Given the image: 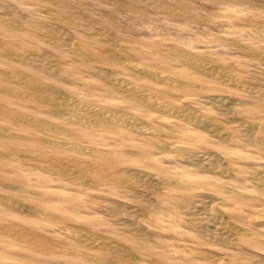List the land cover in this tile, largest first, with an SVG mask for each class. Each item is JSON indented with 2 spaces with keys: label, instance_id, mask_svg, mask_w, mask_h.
<instances>
[{
  "label": "rangeland",
  "instance_id": "obj_1",
  "mask_svg": "<svg viewBox=\"0 0 264 264\" xmlns=\"http://www.w3.org/2000/svg\"><path fill=\"white\" fill-rule=\"evenodd\" d=\"M250 1H0L16 19L0 23V264H264V0Z\"/></svg>",
  "mask_w": 264,
  "mask_h": 264
},
{
  "label": "bare ground",
  "instance_id": "obj_2",
  "mask_svg": "<svg viewBox=\"0 0 264 264\" xmlns=\"http://www.w3.org/2000/svg\"><path fill=\"white\" fill-rule=\"evenodd\" d=\"M1 2H2V0H0ZM103 1V0H102ZM141 1H143V0H141ZM236 1V0H235ZM238 1H240V0H238ZM248 1H250V0H248ZM117 2V1H116ZM246 2V1H245ZM251 2V1H250ZM4 3V2H3ZM249 3V2H248ZM247 3V4H248ZM159 4V3H158ZM180 4V3H179ZM261 4V3H260ZM154 5V4H153ZM249 5V4H248ZM250 6V5H249ZM126 7V6H125ZM130 7V6H129ZM148 7H150V6H148ZM32 8V7H31ZM40 8V7H39ZM128 8V7H127ZM169 7H167L166 9H168ZM129 9V8H128ZM157 9V8H156ZM163 9V8H162ZM170 9V8H169ZM157 11V10H156ZM178 11V10H177ZM38 13H39V11H37ZM132 12V11H131ZM136 12H138V11H136ZM46 13H48V12H46ZM134 13V12H133ZM170 13H171V11H170ZM173 13V12H172ZM136 14V13H135ZM138 14V13H137ZM182 14V13H181ZM209 14V13H208ZM39 16V15H38ZM187 16V15H186ZM212 16V15H211ZM50 17V16H49ZM61 17V16H60ZM106 17V16H105ZM188 17V16H187ZM191 17H193V16H191ZM63 18V17H62ZM65 18V17H64ZM197 18V17H196ZM30 19V18H29ZM52 19V18H51ZM15 18L13 17V16H11L10 15V12H9V10H8V8H4V7H2V6H0V23H3V24H12L13 22H15ZM78 20V19H77ZM201 20V19H200ZM196 21V20H195ZM38 22V21H37ZM59 22V21H58ZM199 23V22H198ZM245 23V22H244ZM15 24V23H14ZM48 24V23H47ZM211 24V23H210ZM15 25H18V24H15ZM53 25V24H52ZM52 25H50V26H52ZM213 25V24H212ZM258 26H259V24H258ZM53 27V26H52ZM260 27V26H259ZM259 27H257V28H259ZM262 28V27H261ZM40 29V28H39ZM52 29V28H51ZM89 29V28H88ZM263 29V28H262ZM259 30V29H258ZM159 31V30H158ZM207 31V30H206ZM214 31V30H213ZM65 32V31H64ZM209 32H211V31H209ZM61 33H63V32H61ZM153 33V32H152ZM9 34V33H8ZM65 34H67V33H65ZM202 34H204V33H202ZM209 34H211V33H209ZM214 34V33H213ZM39 35V34H38ZM64 35V34H63ZM90 35V34H89ZM54 36V35H53ZM58 36V35H57ZM189 36H191V35H189ZM204 36V35H203ZM43 37V36H42ZM70 38H71V36H69ZM73 37V36H72ZM88 37V36H87ZM44 38H46V37H44ZM221 39V38H220ZM46 40H47V38H46ZM61 40H62V38H61ZM102 39H100V41H101ZM139 40V39H138ZM2 41V40H1ZM24 41V40H23ZM45 41V40H44ZM76 41V40H75ZM135 41H137V39L135 40ZM9 42V41H8ZM46 42V41H45ZM49 42V41H48ZM220 42V41H219ZM226 42V41H225ZM6 43V42H5ZM25 43V42H24ZM76 43V42H75ZM77 43H79V42H77ZM1 44V43H0ZM26 44H29V43H27L26 42ZM74 44V43H73ZM230 44V43H229ZM16 45V44H15ZM18 45V44H17ZM31 45H33V44H31ZM75 45V44H74ZM77 45H79V44H77ZM107 45V44H106ZM29 46V45H28ZM109 46V45H108ZM117 46V45H116ZM35 47H36V45H35ZM80 47V46H79ZM82 47V46H81ZM84 47V46H83ZM93 47V46H92ZM137 47V46H136ZM246 47V46H245ZM57 48V47H56ZM85 48V47H84ZM169 48V47H168ZM224 48V47H223ZM241 48V47H240ZM64 49V48H63ZM81 49H83V48H81ZM117 49V48H116ZM131 49V48H130ZM167 49V48H166ZM174 49V48H173ZM244 49V48H243ZM0 50L1 51H3V52H9V50L8 49H6V48H4V47H0ZM87 50V49H86ZM91 50V49H90ZM89 50V51H90ZM105 50V49H104ZM127 50V49H126ZM145 50H146V48H145ZM178 50V49H177ZM250 50V49H249ZM66 51V50H65ZM78 51V50H77ZM124 51H125V49H124ZM180 51V50H179ZM178 51V52H179ZM68 52H70V51H68ZM88 52V51H87ZM92 52V51H91ZM90 52V53H91ZM108 52V51H107ZM143 52V51H142ZM251 52V51H250ZM249 52V53H250ZM78 53H79V51H78ZM99 53H102V52H99ZM105 53V52H104ZM145 53H146V51H145ZM152 53V52H151ZM155 53V52H154ZM177 53V52H176ZM180 53V52H179ZM183 53L185 54V52L183 51ZM11 54V53H10ZM9 54V55H10ZM41 54H43V53H41ZM83 54V53H82ZM85 54V53H84ZM87 54V53H86ZM103 54V53H102ZM118 54V53H117ZM175 54V53H174ZM190 54V53H189ZM211 54V53H210ZM110 55V54H109ZM108 55V56H109ZM173 55V54H172ZM186 55V54H185ZM192 55V54H191ZM255 55V54H254ZM262 55V54H261ZM43 56V55H42ZM95 56V55H94ZM116 56V55H115ZM120 56V55H119ZM194 56V55H193ZM250 56V55H249ZM89 57V56H88ZM161 57V56H160ZM185 57V56H184ZM250 57H252V56H250ZM45 58V57H44ZM166 58V57H165ZM258 58V57H257ZM116 59V58H115ZM188 59V56L187 57H185V59L184 60H187ZM92 60V59H91ZM95 60V59H94ZM197 60H200V59H197ZM11 61V60H10ZM111 61V60H110ZM113 61V60H112ZM111 61V62H112ZM262 61V60H261ZM114 62V61H113ZM177 62V61H176ZM209 62V61H208ZM212 62H214V61H212ZM110 63V62H109ZM117 63V62H116ZM194 63V62H193ZM211 63V62H210ZM219 63V62H218ZM26 64V63H25ZM60 64V63H59ZM72 64V63H71ZM122 64V63H121ZM183 64V63H182ZM195 64V63H194ZM197 64V63H196ZM200 64V63H199ZM36 65V64H35ZM37 65L39 66V67H42L43 69H46V66L43 64V63H40V64H38L37 63ZM100 65H102V64H100ZM111 65V64H110ZM174 65V64H173ZM30 66V65H29ZM125 66V65H124ZM188 66V65H187ZM69 67V66H68ZM71 67V66H70ZM139 67V66H138ZM221 67V66H220ZM105 68V67H104ZM190 68V67H189ZM110 69V68H109ZM192 69V68H191ZM39 70V69H38ZM81 70V69H80ZM244 70V69H243ZM253 70H255V69H253ZM82 71V70H81ZM245 71V70H244ZM59 72V71H58ZM123 72V71H122ZM262 72V71H261ZM49 73V72H48ZM51 73H52V71H51ZM56 73V72H55ZM61 73V72H60ZM107 73V72H106ZM264 73V72H263ZM45 74V73H44ZM53 74V73H52ZM137 74V73H136ZM50 75V74H49ZM49 75H47V76H49ZM56 75V74H55ZM138 75V74H137ZM61 76V75H60ZM59 76V77H60ZM159 76H161L162 77V75H159ZM240 76V75H239ZM243 76V75H242ZM251 76V75H250ZM51 77V76H50ZM56 76H54V78H55ZM62 77V76H61ZM60 77V78H61ZM63 77H65V76H63ZM139 77V76H138ZM214 77V76H213ZM219 77V76H218ZM228 77V76H227ZM229 78V77H228ZM251 78V77H250ZM253 78V77H252ZM32 78H30V80H27V82H26V86L28 87V89L29 90H32V91H34V92H36V93H38L37 94V96H35L36 97V99L37 100H41L42 99V97L40 96V95H43V94H41L40 92H38L37 90H36V87H37V84L34 82V80H31ZM56 79V78H55ZM99 79V78H98ZM230 79H231V77H230ZM234 79V78H233ZM92 80V79H91ZM222 80V79H221ZM61 81V80H60ZM66 81V80H65ZM233 81V80H232ZM235 81H238V79H235ZM240 81V80H239ZM64 82V81H63ZM123 82V81H122ZM222 82H224V81H222ZM230 82V81H229ZM104 83V82H103ZM133 83V82H132ZM221 83V82H220ZM242 83V82H241ZM244 83H246L245 81H244ZM134 84V83H133ZM151 84H153L152 82H151ZM208 84V83H207ZM235 84V83H234ZM227 85V84H226ZM232 85V84H231ZM243 85V84H242ZM241 85V86H242ZM246 85V84H245ZM249 85V84H248ZM251 85V84H250ZM250 85H249V87H250ZM118 86V85H117ZM134 87L136 86V85H133ZM209 86H210V84H209ZM218 86V85H217ZM234 86V85H233ZM236 86V85H235ZM237 86H238V84H237ZM255 86V85H254ZM128 87V86H127ZM200 87V86H199ZM253 87V86H252ZM252 87H250V88H252ZM55 88V87H54ZM129 88V87H128ZM169 88V87H168ZM171 88V87H170ZM174 88V87H173ZM172 88V89H173ZM242 88V87H241ZM119 89V88H118ZM132 89V88H131ZM141 88H139L138 90H140ZM199 89V88H198ZM202 89V88H201ZM222 89V88H221ZM255 89V88H254ZM54 90V89H53ZM102 90V89H101ZM125 90V89H124ZM133 90H135V88L133 89ZM155 90H156V88H155ZM183 90V89H182ZM207 90V89H206ZM210 90V89H209ZM220 90V89H219ZM57 91V90H56ZM122 91V90H121ZM141 91V90H140ZM192 91V90H191ZM205 91V90H204ZM216 91H218V90H216ZM225 91V90H224ZM123 92V91H122ZM221 92H222V90H221ZM40 93V94H39ZM55 93V92H54ZM84 93V92H83ZM167 93V92H166ZM226 93V92H225ZM228 93V92H227ZM230 93V92H229ZM261 93H263V95H264V92H261ZM116 94H118V93H116ZM13 95V94H12ZM22 95V94H21ZM80 96V95H79ZM20 97V96H19ZM84 97V96H83ZM113 97V96H112ZM121 97V96H120ZM140 97V96H139ZM204 97V96H203ZM79 98V97H78ZM177 98V97H176ZM191 98V97H190ZM215 98V97H214ZM92 99H94V98H92ZM124 99V98H123ZM167 99H169V97L167 98ZM166 99V100H167ZM185 99H187V98H185ZM185 99H183V100H185ZM134 100V99H133ZM141 101L143 100V99H140ZM180 100V99H179ZM214 101H216V102H221V103H224V100L223 99H213ZM54 101V100H53ZM105 101V100H104ZM114 101V100H113ZM135 101V100H134ZM181 101V100H180ZM179 101V102H180ZM187 101V100H186ZM194 101V100H193ZM143 102V101H142ZM192 102V101H191ZM206 102V101H205ZM209 102V101H208ZM40 103V102H39ZM53 103V102H52ZM91 103V102H90ZM183 103V102H182ZM189 103V102H188ZM207 103V102H206ZM11 104V103H10ZM116 104V103H115ZM144 104V103H143ZM146 104V103H145ZM181 104V103H180ZM194 105H196L195 103H193ZM210 104V103H209ZM244 104V103H243ZM39 105V104H38ZM52 105V104H51ZM106 105V104H105ZM182 105V104H181ZM184 105V104H183ZM263 105V104H262ZM11 106V105H10ZM95 106V105H94ZM88 107V108H86V113L88 114V116H90V117H92V119H95V120H97V121H100V122H108V121H112V120H114V119H117V121H120L121 120V116H118V115H115L113 112H112V108H110V110L109 109H106V108H104V107ZM98 106V105H97ZM178 106V105H177ZM260 106V105H259ZM163 107H165L166 108V106H163ZM181 107H183V106H181ZM181 107H174V108H172L173 110L174 109H176V110H178V112L179 111H182V108ZM108 108V107H107ZM155 108V107H154ZM205 108V107H204ZM261 108V107H260ZM163 109V108H162ZM168 109H170V110H172L171 108H168ZM120 110V109H119ZM123 110V109H122ZM155 110V109H154ZM198 110V109H197ZM246 110V109H245ZM9 111H10V109H9ZM153 111V110H152ZM183 111H185V110H183ZM187 111V110H186ZM185 111V112H186ZM3 112V111H2ZM131 112V111H130ZM162 112V111H161ZM176 112V111H175ZM200 112V111H199ZM202 112V111H201ZM243 112V111H242ZM9 112H7V114H8ZM117 114H119V113H117ZM189 114V113H188ZM12 115H15V114H13L12 113ZM50 115V114H49ZM219 115V114H218ZM221 115V114H220ZM189 116V115H188ZM215 116V115H214ZM128 117V116H127ZM141 117V116H140ZM166 117V116H165ZM169 117V116H168ZM31 118V117H30ZM123 119V118H122ZM176 119V118H175ZM179 120V119H178ZM220 120V119H219ZM125 121V120H124ZM127 121V120H126ZM126 121H125V123H126ZM217 121V120H216ZM221 121V120H220ZM225 121V120H224ZM184 122V121H183ZM218 122V121H217ZM255 122V121H254ZM39 123L40 124H42V122H40L39 121ZM66 123V122H65ZM130 123V122H129ZM178 123H180V122H178ZM189 123V122H188ZM49 124V123H48ZM144 124V123H143ZM186 124V123H185ZM43 125V124H42ZM77 125V124H76ZM245 125V124H244ZM74 126V125H73ZM115 126V125H114ZM122 126V125H121ZM46 127V126H45ZM81 127V126H80ZM123 127V126H122ZM183 127V126H182ZM188 127V126H187ZM193 127V126H192ZM191 127V128H192ZM253 127H254V125H253ZM85 128V127H84ZM87 128V127H86ZM122 129V128H121ZM159 130V129H158ZM188 130V129H187ZM192 130V129H191ZM235 130V129H234ZM85 131V130H84ZM236 131V130H235ZM262 131V130H261ZM79 132V131H78ZM96 132V131H95ZM105 132V131H104ZM130 132V131H129ZM134 132V131H133ZM263 132V131H262ZM82 133V132H81ZM181 134V133H180ZM220 135H221V133H219ZM242 134V133H241ZM80 135V134H79ZM90 135V134H89ZM244 135V134H243ZM141 136V135H140ZM158 136V135H157ZM145 137V136H144ZM177 137V136H176ZM242 137V136H241ZM238 138V137H237ZM18 139V138H17ZM167 139V138H166ZM172 139V138H171ZM236 139V138H235ZM178 140V139H177ZM183 140V139H182ZM23 141V140H22ZM159 141V140H158ZM219 141V140H218ZM223 142V141H222ZM179 145H181L180 143H178ZM225 144V143H224ZM227 145V144H226ZM100 146V145H99ZM252 146V145H251ZM101 147V146H100ZM185 147H186V145H185ZM253 147V146H252ZM195 148V147H194ZM234 148V147H233ZM236 148V147H235ZM258 149V148H257ZM248 150V149H247ZM261 150V149H260ZM200 151V150H199ZM198 151V152H199ZM176 152H177V150H176ZM203 152V151H202ZM217 152V151H216ZM215 152V153H216ZM139 153V152H138ZM259 153V152H258ZM260 154V153H259ZM162 155V154H161ZM171 155H173V154H171ZM175 155V154H174ZM159 156V155H158ZM93 157V156H92ZM155 157V156H154ZM165 159V158H164ZM240 159V158H239ZM19 160V159H18ZM119 160V159H118ZM207 160V161H206ZM218 159H216L215 157H212V155H209V156H207L206 158H205V161L203 160V161H201V163H203V164H207V162H209V161H213V162H216ZM17 162V161H16ZM164 164V163H163ZM229 164V163H228ZM88 165H91V164H88ZM95 165V164H94ZM173 165V164H172ZM231 165V164H230ZM242 165V164H241ZM245 165V164H244ZM163 166V165H162ZM249 166V165H248ZM96 167V166H95ZM100 167V166H99ZM238 167V166H237ZM162 168V167H161ZM233 168H235V167H233ZM248 168V167H247ZM89 170H90V168H88ZM92 169V168H91ZM105 169V168H104ZM103 170V169H102ZM101 170V171H102ZM238 170V169H237ZM244 170V169H243ZM246 170V169H245ZM248 171V170H247ZM94 172V171H93ZM92 172V173H93ZM104 172V171H103ZM183 172V171H182ZM193 172V171H192ZM91 173V172H90ZM95 173H96V170H95ZM106 173V172H105ZM176 173V172H175ZM183 173H185V172H183ZM193 173H195V172H193ZM200 173V172H199ZM259 173V172H258ZM101 174V173H100ZM99 174V175H100ZM102 174H104V173H102ZM122 174V173H121ZM147 174V173H146ZM191 175V174H190ZM260 175V174H259ZM103 176V175H102ZM101 176V177H102ZM106 176H107V174H106ZM114 176H115V174H114ZM113 176V177H114ZM175 176V175H174ZM181 176H184V175H181ZM187 176V175H186ZM192 176V175H191ZM105 177V176H104ZM178 177V176H177ZM264 177V176H263ZM107 178V177H106ZM110 178V177H109ZM116 178H118V177H116ZM135 178V177H134ZM181 178V177H180ZM184 178H185V176H184ZM191 178L192 177H190V179L189 180H191ZM236 178V177H235ZM238 178V177H237ZM187 179V178H186ZM225 179V178H224ZM132 180V179H131ZM228 180V179H227ZM235 180V179H234ZM237 180V179H236ZM251 180V179H250ZM196 181V180H195ZM201 181V180H200ZM116 182V181H115ZM120 182V181H119ZM118 182V183H119ZM197 182V181H196ZM211 182H212V180H211ZM184 183H185V181H184ZM224 183V182H223ZM244 183H245V181H244ZM249 183H251L250 181H249ZM32 184V183H31ZM187 184V183H186ZM229 184V183H228ZM187 185H189V184H187ZM195 185V184H194ZM253 185V184H252ZM164 186V185H163ZM207 186V185H206ZM235 186V185H234ZM200 187V186H199ZM203 187V186H202ZM209 187H211V185L209 186ZM213 187H214V185H213ZM224 187V186H223ZM153 188V187H152ZM212 188V187H211ZM26 189V188H25ZM166 189V188H165ZM206 189V188H205ZM215 189V188H214ZM230 189H232V188H230ZM186 190V189H185ZM204 190V189H203ZM18 191V190H17ZM26 191H27V189H26ZM29 191V190H28ZM239 191V190H238ZM227 193V192H226ZM198 194V193H197ZM203 194V193H202ZM169 195H171V194H169ZM237 195V194H236ZM263 195V194H262ZM264 196V195H263ZM194 197V196H193ZM180 198V197H179ZM175 199V198H174ZM178 199V198H177ZM179 200V199H178ZM22 201V200H21ZM38 201V200H37ZM141 201H143L142 200V198H141ZM186 201H188V200H186ZM30 202V201H29ZM168 202V201H167ZM171 202V201H170ZM142 203V202H141ZM189 205H190V203H188ZM193 204V203H192ZM191 204V205H192ZM202 204V203H201ZM215 204V203H214ZM108 205V204H107ZM113 205V204H112ZM193 206V205H192ZM202 206V205H201ZM223 206V205H222ZM232 206H234V205H232ZM197 207V205H195L194 204V206H193V209L194 208H196ZM237 207V206H236ZM16 208V207H15ZM18 208V207H17ZM16 208V209H17ZM39 208H40V206H39ZM192 208V207H191ZM229 208V207H228ZM232 208V207H231ZM260 208H262V207H260ZM29 209V208H28ZM35 210V209H34ZM179 210V209H178ZM232 210V209H231ZM253 210H255V209H253ZM20 211V210H19ZM143 211V210H142ZM180 211V210H179ZM220 211V210H219ZM223 211V210H222ZM252 211V210H251ZM144 212V211H143ZM193 212H194V215H200V214H202L201 213V209L199 208V209H194L193 210ZM22 213V212H21ZM127 213H128V211H127ZM147 213V212H146ZM216 213V212H215ZM246 213V212H245ZM260 213V212H259ZM143 214V213H142ZM171 214H173V213H171ZM171 214H169V216L171 215ZM123 215V214H122ZM135 215V214H134ZM133 215V216H134ZM251 215V214H250ZM31 216V215H30ZM131 216V215H130ZM141 216V215H140ZM172 216V215H171ZM191 216V215H190ZM252 216V215H251ZM257 216V215H256ZM255 215H254V217H256ZM122 217V216H121ZM129 218H132V217H129ZM129 218H128V220H129ZM135 218V217H134ZM144 218V217H143ZM203 218H204V220L206 219L207 221L209 220V222H211V221H213L214 222V216L212 217V214H210V213H208V211H206L205 213H204V216H203ZM252 218V217H251ZM184 219V218H183ZM245 219V218H244ZM138 220V219H137ZM126 221V220H125ZM207 221H205L203 224V228H204V230L205 231H207V232H209V233H211V236H213V237H215V238H217V239H219L220 241H222V242H227V236H225L224 235V233L223 232H221V229H222V227H220L218 224H215V223H217V222H214V224H212V228H208L210 225L207 223ZM67 223V222H66ZM69 223V222H68ZM123 223V222H122ZM127 224H128V221L126 222ZM137 223L139 224V222L137 221ZM167 223V222H166ZM176 223V222H175ZM206 223V224H205ZM130 226H132V225H130ZM141 226V225H140ZM139 226V227H140ZM173 228V227H172ZM142 229V228H141ZM180 229V228H179ZM9 230V229H8ZM138 230V229H137ZM174 230H176V229H174ZM25 231V230H24ZM24 231H22V232H24ZM190 231V230H189ZM14 232V231H13ZM164 232H165V230H164ZM195 232V231H194ZM25 233V232H24ZM144 233V232H143ZM185 233V232H184ZM193 233V232H192ZM6 234V233H5ZM151 234V233H150ZM197 235H198V233H196ZM158 235V234H157ZM261 235V234H260ZM155 236V235H154ZM199 236V235H198ZM246 237V236H245ZM158 238H160V236L158 237ZM82 240V239H81ZM85 240V239H84ZM92 240V239H91ZM94 241V240H93ZM98 241V240H97ZM96 242V241H95ZM184 242H185V240H184ZM90 243H92V242H90ZM97 243V242H96ZM115 244H117V243H115ZM179 244V243H178ZM106 245V244H105ZM53 246V245H52ZM55 246V245H54ZM121 246V245H120ZM187 246V245H186ZM125 248V247H124ZM156 249V248H155ZM218 249V248H217ZM72 250V249H71ZM121 250V249H120ZM177 250V249H176ZM221 250V249H220ZM1 251V250H0ZM157 251H158V249H157ZM187 251V250H186ZM198 252V251H197ZM180 253V252H179ZM190 253V252H189ZM196 253V252H195ZM216 253V252H215ZM117 254H119V253H117ZM186 254V253H185ZM197 254V253H196ZM204 254H206V253H204ZM255 254V253H254ZM182 255H184L183 253H182ZM189 255V254H188ZM202 255H203V253H202ZM220 255V254H219ZM218 255V256H219ZM201 256V255H200ZM211 256H213V255H211ZM217 256V255H216ZM205 257H207V256H205ZM257 257V256H256ZM200 258V257H199ZM210 258H212V257H210ZM4 260H6V259H4ZM205 260V259H204ZM209 260V259H208ZM212 261V260H211ZM162 262V261H161ZM119 263V262H118ZM134 263V262H133ZM106 264V263H105ZM122 264V263H121ZM135 264V263H134ZM146 264V263H145ZM164 264V263H163Z\"/></svg>",
  "mask_w": 264,
  "mask_h": 264
}]
</instances>
